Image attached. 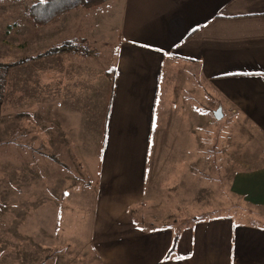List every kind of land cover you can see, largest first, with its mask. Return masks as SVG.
Masks as SVG:
<instances>
[{
    "label": "crops",
    "instance_id": "1",
    "mask_svg": "<svg viewBox=\"0 0 264 264\" xmlns=\"http://www.w3.org/2000/svg\"><path fill=\"white\" fill-rule=\"evenodd\" d=\"M20 7L0 2L4 33L23 35L0 63L79 41L0 84V138L39 163L30 179L62 187L59 238L102 264H264V0H106L47 25ZM65 148L66 179L50 159ZM225 170L238 215L223 213ZM146 202L191 220L141 228L131 210Z\"/></svg>",
    "mask_w": 264,
    "mask_h": 264
},
{
    "label": "rangeland",
    "instance_id": "2",
    "mask_svg": "<svg viewBox=\"0 0 264 264\" xmlns=\"http://www.w3.org/2000/svg\"><path fill=\"white\" fill-rule=\"evenodd\" d=\"M33 1L35 0H0V2L22 5L20 12L17 11V15L22 11H26L28 15V8ZM23 19L22 17V20H19L21 24ZM7 23V20L0 19V29H3L0 34L1 55L10 52L13 45L16 49L22 50V47H20L23 42L22 33L11 34L8 37L4 33L5 28H7ZM21 28L23 31V27ZM6 43H10L11 45L8 46ZM77 44H79V41ZM81 44L82 42H80ZM107 51L114 52V49L109 50L107 48ZM11 55L12 57L15 56V54ZM105 55L108 56V54H99L101 57L98 56L99 58L97 59L104 60L105 58L103 59V56ZM0 58L7 59V56H1ZM24 58L27 57H21L19 60ZM16 61H18V58ZM4 126L6 129L9 124L6 123ZM22 128L21 125L20 129ZM0 141V264H102L96 251L90 250L87 255L86 251L81 250V241L75 239L70 245L68 240H62L56 234L53 215L56 208L60 207L62 198L65 199V196H62L60 199L62 187L47 188L43 184H41V187L40 182L36 181L37 179H30L28 174L31 175L32 172L29 168L36 166L38 173L39 163H35V165L26 163L25 161L29 156L25 154V149L23 147L20 148V146H14L13 148L11 141L8 142L9 140L6 136L0 138ZM51 143L53 142L50 138L49 146L52 145ZM64 152V156L59 154L56 158L54 155H51L50 159L52 157L57 163L58 173L62 170L64 178L66 179L69 175H74V171L73 166H71L72 158L67 154L66 148ZM245 157V154L240 155L241 167L246 163L247 158ZM50 162L51 160H49V164ZM52 166L56 169L55 163ZM226 166L227 164L225 162V168ZM54 171L56 172V170ZM78 171H81L83 183L85 185L88 184L90 180L86 176V171L82 167H79ZM215 175L214 171L209 172L210 177L215 178ZM228 175L227 170H225L222 180L218 178L220 180L218 183L223 185L222 189L224 191L223 213H237L238 215L240 211H247V208L245 209L241 199L235 198L228 193ZM211 184L213 183L209 182V185ZM197 190V187L193 189L192 199L199 198L198 193L194 192ZM163 204L160 203L159 209L158 204L146 202L142 206L139 205L140 207L138 209H132L131 214L133 215L135 223L141 228L151 229L160 225H174L175 222L191 220L172 218L171 216L167 217L168 215H173V213L167 212V204ZM197 206V202L193 203V209ZM195 212L198 213L199 211H193V213ZM201 214L210 215L209 213Z\"/></svg>",
    "mask_w": 264,
    "mask_h": 264
},
{
    "label": "trees",
    "instance_id": "3",
    "mask_svg": "<svg viewBox=\"0 0 264 264\" xmlns=\"http://www.w3.org/2000/svg\"><path fill=\"white\" fill-rule=\"evenodd\" d=\"M105 1L106 0H35L28 8V15L35 25H45L67 11L78 7H95ZM76 46L77 42L75 40H67L57 46L50 47L46 51L37 55L30 56L13 63H0V84L4 83L5 73L8 67L24 63L31 59L71 51ZM175 241L176 238L173 241L172 247L174 246Z\"/></svg>",
    "mask_w": 264,
    "mask_h": 264
},
{
    "label": "water",
    "instance_id": "4",
    "mask_svg": "<svg viewBox=\"0 0 264 264\" xmlns=\"http://www.w3.org/2000/svg\"><path fill=\"white\" fill-rule=\"evenodd\" d=\"M213 116L216 118V119H220L222 117V110H221V106H218L214 112H213Z\"/></svg>",
    "mask_w": 264,
    "mask_h": 264
}]
</instances>
